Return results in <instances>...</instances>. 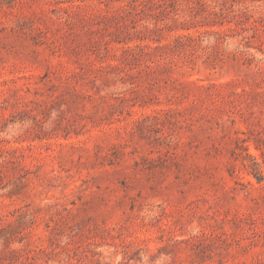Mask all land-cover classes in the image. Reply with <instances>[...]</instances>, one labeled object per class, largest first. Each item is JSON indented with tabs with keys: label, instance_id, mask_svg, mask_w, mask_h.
Returning <instances> with one entry per match:
<instances>
[{
	"label": "rangeland",
	"instance_id": "rangeland-1",
	"mask_svg": "<svg viewBox=\"0 0 264 264\" xmlns=\"http://www.w3.org/2000/svg\"><path fill=\"white\" fill-rule=\"evenodd\" d=\"M0 264H264V0H0Z\"/></svg>",
	"mask_w": 264,
	"mask_h": 264
}]
</instances>
